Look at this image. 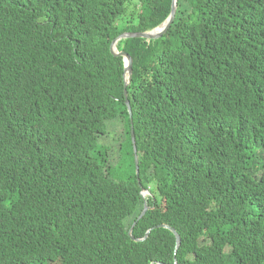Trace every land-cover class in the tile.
<instances>
[{"label": "trees", "instance_id": "obj_1", "mask_svg": "<svg viewBox=\"0 0 264 264\" xmlns=\"http://www.w3.org/2000/svg\"><path fill=\"white\" fill-rule=\"evenodd\" d=\"M172 7L0 0V264H264V0H178L126 86Z\"/></svg>", "mask_w": 264, "mask_h": 264}, {"label": "water", "instance_id": "obj_2", "mask_svg": "<svg viewBox=\"0 0 264 264\" xmlns=\"http://www.w3.org/2000/svg\"><path fill=\"white\" fill-rule=\"evenodd\" d=\"M177 6H178V0H173V7H172V11H171V14L169 15V17L160 25V27L152 30V31H149V32H143V33H133V32H125L123 34H121L118 38H116L113 43H112V46H111V51L114 55L116 56H124L126 58V67H125V73H126V86L130 83L132 77H133V57L131 54H129L128 52L126 51H121V52H118L116 50V44L124 39V38H130V37H144V38H158L162 35H164L168 30L169 28L171 27L173 21L175 20V17H176V13H177ZM125 96H126V102L129 106V111L130 113L132 114V111H131V106H130V102L128 100V91L127 89H125ZM132 136H133V142L135 144V133L133 131V127H132ZM134 151H135V160H136V166H137V175L139 176L140 174V166H139V163H140V159H139V154H138V150H137V147L135 145L134 147ZM139 178V177H138ZM150 209V206L147 205V203H145V208L141 214V216L139 217L142 218L146 213L147 211ZM135 225V223H134ZM134 225L133 227L131 228L130 232L133 231V228H134ZM158 227H165V228H169L176 236V240H177V248H179L180 244H181V236L180 234L175 230V228L169 226V225H166V224H162V225H159ZM151 232V230H149L146 234V237L144 238H135L136 240L138 241H142L144 239H146L149 235V233ZM134 238V237H133Z\"/></svg>", "mask_w": 264, "mask_h": 264}, {"label": "clouds", "instance_id": "obj_3", "mask_svg": "<svg viewBox=\"0 0 264 264\" xmlns=\"http://www.w3.org/2000/svg\"><path fill=\"white\" fill-rule=\"evenodd\" d=\"M118 38V37H117ZM113 43V42H112ZM118 44V43H117ZM117 44H116V50L118 51V52H121V51H123V50H119V48H118V46H117ZM112 46V45H111ZM123 58H124V66L126 67V58L124 57V56H122ZM133 63H134V60H133ZM134 65V64H133ZM127 79V77H126V73H125V80ZM128 91V90H127ZM126 97V96H125ZM128 100H129V98H128ZM130 102V101H129ZM133 131H134V127H133ZM132 138H133V136H132ZM135 145H136V138H135ZM138 150V149H137ZM137 173V172H136ZM142 196H143V198H148V197H150V196H152L153 195V193H152V191H151V189L150 188H145V189H143L142 190ZM148 205V204H147ZM181 245V244H180ZM180 247V246H179ZM177 247H176V251H177ZM158 264H161V263H158ZM176 264H179V263H176Z\"/></svg>", "mask_w": 264, "mask_h": 264}, {"label": "rangeland", "instance_id": "obj_4", "mask_svg": "<svg viewBox=\"0 0 264 264\" xmlns=\"http://www.w3.org/2000/svg\"><path fill=\"white\" fill-rule=\"evenodd\" d=\"M120 128H121V127H120ZM113 132H114V134H115V135H118V134H119L117 131H116V132H115V131H113Z\"/></svg>", "mask_w": 264, "mask_h": 264}, {"label": "bare ground", "instance_id": "obj_5", "mask_svg": "<svg viewBox=\"0 0 264 264\" xmlns=\"http://www.w3.org/2000/svg\"><path fill=\"white\" fill-rule=\"evenodd\" d=\"M145 188V187H144Z\"/></svg>", "mask_w": 264, "mask_h": 264}]
</instances>
